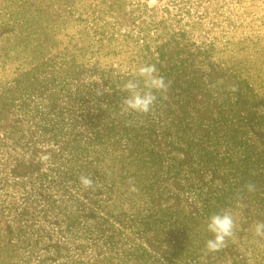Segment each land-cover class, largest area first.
I'll list each match as a JSON object with an SVG mask.
<instances>
[{
	"label": "rangeland",
	"instance_id": "obj_1",
	"mask_svg": "<svg viewBox=\"0 0 264 264\" xmlns=\"http://www.w3.org/2000/svg\"><path fill=\"white\" fill-rule=\"evenodd\" d=\"M145 63L171 87L124 114ZM259 220L264 0H0V264H264Z\"/></svg>",
	"mask_w": 264,
	"mask_h": 264
},
{
	"label": "clouds",
	"instance_id": "obj_2",
	"mask_svg": "<svg viewBox=\"0 0 264 264\" xmlns=\"http://www.w3.org/2000/svg\"><path fill=\"white\" fill-rule=\"evenodd\" d=\"M96 82L101 83V80L97 79ZM170 87L171 81L160 74L155 64H141L133 71L131 78L120 86V91L124 93L120 101V111L129 115H148ZM102 94L100 88L96 89V95ZM78 179L85 190L95 186V181L90 175L82 174ZM129 184L131 191H137L134 181L130 179ZM244 190L254 193L255 183L249 181L244 185ZM238 228V219L232 209L224 208L209 215L205 224L208 235L202 249L204 255L220 252L228 246L229 242H235ZM250 231L257 241L264 242V220L255 221L250 225Z\"/></svg>",
	"mask_w": 264,
	"mask_h": 264
}]
</instances>
